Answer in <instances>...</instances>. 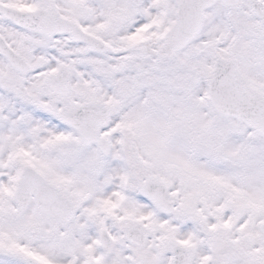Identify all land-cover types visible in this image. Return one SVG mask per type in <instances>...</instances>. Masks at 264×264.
<instances>
[{
  "label": "snow or ice",
  "instance_id": "snow-or-ice-1",
  "mask_svg": "<svg viewBox=\"0 0 264 264\" xmlns=\"http://www.w3.org/2000/svg\"><path fill=\"white\" fill-rule=\"evenodd\" d=\"M0 264H264V0H0Z\"/></svg>",
  "mask_w": 264,
  "mask_h": 264
}]
</instances>
